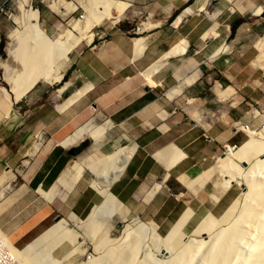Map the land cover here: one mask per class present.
<instances>
[{
    "label": "crops",
    "instance_id": "1",
    "mask_svg": "<svg viewBox=\"0 0 264 264\" xmlns=\"http://www.w3.org/2000/svg\"><path fill=\"white\" fill-rule=\"evenodd\" d=\"M211 14L215 16H208L203 29L198 28L199 18L186 14L177 24L173 15L168 23L156 22L135 33L133 18L126 16L117 24L99 27L91 42L72 53L56 87L37 83L20 99L10 89L0 90V177L7 176L9 182L0 197V229L10 242L22 248L57 220L77 183L70 192L60 190L51 202L40 188H51L73 160L92 175L89 186L74 190L78 195L69 204L71 211L85 218L103 200L92 185L95 175L89 166L120 148L100 150L111 136L123 132L128 135L126 145L134 142L136 148L110 191L129 212L152 219L163 233L187 209L193 213L185 228L193 226L204 209L218 210L228 202L227 191L218 200L212 198L215 174L201 184L190 180L207 170L226 146L243 142L247 134L236 123L250 125L253 109L259 113L257 108H264V76L254 72L247 73L255 78L247 83L249 93L219 96L223 88H232L237 77L233 66L249 68L251 58L244 52L254 47L255 36L264 35V0H221L219 11ZM212 26L214 30L206 33ZM181 38L188 42L184 53L164 57L165 65L152 75L155 83L147 84L141 71ZM196 70L200 73L190 84L173 98L166 96ZM82 87L84 94L67 104ZM247 108L251 110H242ZM91 111L101 112L103 121L89 117ZM15 112L18 120L3 124ZM88 122L105 126L101 143L86 136L78 143L63 144ZM34 142L39 144L36 149ZM19 147L23 153L18 159Z\"/></svg>",
    "mask_w": 264,
    "mask_h": 264
},
{
    "label": "bare ground",
    "instance_id": "2",
    "mask_svg": "<svg viewBox=\"0 0 264 264\" xmlns=\"http://www.w3.org/2000/svg\"><path fill=\"white\" fill-rule=\"evenodd\" d=\"M24 3L26 4V2ZM65 3V0H58V6L55 7L56 11H60V8L65 6ZM82 4L84 9L88 12V17L84 22L85 26L82 24V26H84L83 29L85 33L90 31L94 25H97L103 19L110 18L112 15V8L115 7L119 10L120 12L118 11V15H121V9L122 7H125L123 6V2H116L114 0H87L86 3L82 2ZM22 5H19V7L23 8ZM191 10L192 8L189 6L184 12ZM23 15L27 19L26 28L23 30V33L17 30V27L10 29L9 35L12 41L9 43V46H7L10 51L7 52L10 53V56L6 59H0V68L4 70L3 77L9 84H11L10 90L13 94H15L16 98L19 99L20 97H23L38 82V80L43 77L47 80L49 79L52 83L58 82L63 75V70L70 63V61H67L66 58H69L68 55L75 44V41L72 39L69 41L71 36L70 34L74 35V33L71 31H69V33L67 31L69 30L68 28H65L67 33L59 36H66L67 39L65 38V41H59V38L57 42L54 41L55 43L51 41L46 31L39 23V10L34 6H30L27 13ZM13 19L17 24L19 19H22V17L14 15ZM117 20L119 21V19H115L114 22ZM79 21L80 20H77L73 24L74 28L76 26L78 27L76 32L78 29L82 30V28H79ZM57 26H60V24ZM214 26L216 27V25ZM210 30L213 31L214 27L212 26ZM215 35H217V33ZM77 37L78 36H75V38ZM140 41L141 38L136 39L137 43H140ZM187 46V40L181 38L170 47L168 52H164L156 62L143 69L140 74L145 78L146 83L150 85L155 83L152 79V75L163 65L164 57L169 55L173 56L182 52L184 53ZM61 56H63L65 61H67L66 66L60 71L59 75L55 78L53 77L54 79H52V75L50 74L51 67L52 65L57 66V64L53 63L61 58ZM192 77L193 76L185 78L183 82L185 83L187 81H191ZM183 82H180L175 87H171L167 91V96L169 98H173L177 95V93H179L183 88ZM62 89H64V86L60 89V91H62ZM0 90L6 92L4 87ZM84 90L85 87L80 88L76 93H74V96L70 98L68 102L66 101L67 104L74 100V98L84 94ZM228 90V87L223 88L219 92V96L225 97ZM256 114L257 112L254 111V115ZM108 124L109 123H107V125ZM104 130L105 126H101L100 124L95 125L92 122H88L78 128L72 135L68 136L63 141V144L70 145L78 143L86 136L92 137L95 141L103 139L105 133ZM244 131L247 134V138L236 147L228 146L224 155L219 157L216 161L218 175L221 176V180L217 183L216 193L212 195L214 200H218L219 195L223 193L225 189H227V186L229 187L233 182H236L238 186L242 185L239 195L232 200L229 207L220 217L216 218L208 211L197 221L190 233L185 234L183 232V228L190 218L191 213H193L190 209H187L180 215L178 220L171 226L164 237L158 234L156 230L158 227L157 223L152 219H147V221H141V224H137L138 227L134 233L128 236L127 243L120 245V241V243H118L119 246L111 245L112 243L110 244L109 241L105 239L104 232L91 226V228L87 231L91 235L92 240L95 239L96 248L98 249L99 246L105 243V245L108 244L109 246H107L108 248L105 246L107 250L104 255H100L98 257L93 256L91 259L82 264H194L197 259H201L203 264H264V120H262L257 127H249ZM38 145V143L34 142V145L32 146L36 149ZM135 148L136 144L125 146L124 151L119 149L113 154L105 156L89 166L90 170L97 177L92 182V185L96 188L100 195H103V192L106 190L104 189L105 191H103V189L99 188V186H103V184L105 186V184L109 183L111 179H116V172L118 173V171H121L123 173V169L127 165L126 162L131 157L133 151H135ZM176 151L179 150L177 149ZM243 166H247V168L244 169ZM213 171V169L203 171L191 181L193 183L195 181L196 183L198 182L201 184L212 175ZM84 172L85 168H83V166L76 160H73L62 171L57 180L65 186V189L66 187L68 188L66 189L67 192H70L73 184L75 185ZM121 172L120 174H122ZM40 192L51 202L59 191H54V188L53 190L51 188L48 190L40 188ZM1 196L2 194L0 192V197ZM110 196L108 195L105 199L106 201H104V206L107 205V208L109 207V209L116 207V203L119 201L117 198L114 199V196ZM107 208H104V211H106V213L112 211L111 213L113 214L115 208L112 210H107ZM121 209L122 208L120 207L119 209L117 208L116 210L118 211L116 212L118 213ZM116 212H114V214ZM57 219L58 220L54 224H52L40 236L28 243L21 250L15 248L10 242L6 241L12 256H16L24 264H71L69 262L61 263V261L66 259L72 253H75V251H77L75 248L63 255V260L51 258L52 250L61 241L68 239L70 242H75L80 239L79 235L77 236V234L68 229V224L64 218L61 217L60 219ZM117 219L116 215V220ZM147 238L152 249L150 251V247L148 252L144 251L145 254L141 259H139L137 255H139L138 251L139 253L141 251V243Z\"/></svg>",
    "mask_w": 264,
    "mask_h": 264
},
{
    "label": "rangeland",
    "instance_id": "3",
    "mask_svg": "<svg viewBox=\"0 0 264 264\" xmlns=\"http://www.w3.org/2000/svg\"><path fill=\"white\" fill-rule=\"evenodd\" d=\"M86 1L87 0H65V2H66L65 6H62L60 8V11H56L55 7L58 6V4H57L58 0H0V59H6L8 56H10L9 55L10 54L9 53L10 52L9 47H7V46H9V43L12 41V39L10 38V35H9L10 29L17 27V30H19V31H21V33H23V30L26 28L27 19H26V17H24L23 14L27 13L30 6H34L35 8L37 7V9L39 10V23H40L41 27L44 28L49 39H51V41L57 42V40L59 38V41L62 40V42H63L67 39V37L66 36L59 37L61 34L64 35V33H67V31L68 32L71 31L72 33H74V35L70 34L71 36L69 38V41H70V39H72L73 41H75V44H74L73 49L70 51V53L68 55L69 58L68 59L66 58L67 61L68 60L70 61L71 55L75 50L79 49L83 45L92 41L94 34H95V31L99 27L106 25V24H117L126 16H131L133 18L131 21V25L133 26L131 31L134 33L140 32L141 30H144L142 28H147V27L152 28L153 26H156V22L168 23L169 18L172 17L173 15H176V17L174 19V23L177 24L183 18V16H185L186 14L187 15L188 14L189 15H195L197 18H199L202 23L198 26V28L203 29L206 26L205 22H208V16L214 17L215 14L212 15L211 12L212 11H219V3H221V0H205V1L204 0H114L116 2L119 1V2L124 3L123 6H125V7H122V9H121L122 14L125 10L126 11H125L124 15L122 16V18H121L122 14L118 15V13L120 11L114 7L111 9L112 15L110 18L103 19L100 23H98L97 25H94L90 31L85 33L83 28L85 26L84 22H85L86 18L88 17V12L84 9L82 2L86 3ZM229 1H232V0H229ZM24 2H26V4ZM22 4H24V5H22ZM19 5H22L23 8H20ZM189 6L192 8V10L188 11V12H184L185 9ZM69 8H70V11H69ZM124 8H125V10H124ZM14 15L18 16V17H22V19H19V22L17 24L14 22V19H13ZM115 19H119V21L117 20L116 22H114ZM77 20H80L79 21L80 22L79 28H82V30L78 29V31L76 32L78 27L76 26L75 27L76 29H75L73 24ZM59 24H60V26H57ZM82 24H84V26H82ZM65 28L66 29L68 28L69 30L66 31ZM210 28L208 29L207 32L212 31V30H210ZM60 31H61V33H60ZM80 33H82V34H80ZM75 36H78V37L75 38ZM91 37H92V39H91ZM139 38H141V37H137L136 39H139ZM256 43H257V45H256ZM253 46L254 47H250L246 52H244L245 58H247V57L251 58L249 68L240 67V66H233V71L235 72V74H237V77L233 78V82L231 83L232 88L228 87L229 90L227 93H230V92H233V93L236 92L237 93L238 92V94L241 97L244 94V92L247 93L248 90H250V87H247L248 81L255 79L254 77H248L247 76V73L249 71L254 72L255 76H259V75L264 76V35L255 36V38L253 40ZM169 50H167L166 52H168ZM7 51H9V52H7ZM60 59H62L63 61ZM64 61H65V58L63 56H61V58H59L58 60H56V62L53 63V64H57V66L52 65V67H54V68L51 67L50 74L52 76L50 74L49 75L52 77V79H54L57 75H59L60 71L63 70V68L66 66L67 61H65V62ZM11 63H13V62H11ZM58 67L61 69H59ZM254 70H256V71H254ZM3 73H4V70L2 68H0V87H4L6 89H11V84H9L6 81V79L3 77ZM199 73H200V70H196L194 73L187 76L186 78H188L190 76H193V77L191 78V81H187L185 83L182 81L183 87H184V85H186V83L190 84L193 81V79L196 77V75H198ZM211 82L212 81H210V83ZM37 83L38 84H44L48 88H50L51 86L56 87V84H59L57 82L52 83V81H49V79L47 80L44 77L42 79H39ZM177 85H175V86H177ZM207 85H209V84H207ZM175 86H173V87H175ZM223 87H225V86H222V88ZM167 91H166V96H167ZM14 108H13V110H16V108L15 109ZM236 108L237 107H235L234 110H236ZM218 109L220 110V108H218ZM257 109L259 110V114L257 113L256 115H254V111H256L255 109H253L251 114H249V123H250L251 128L257 127L262 122V120H264V111H262V110H264V108L259 107ZM242 110H251V109L247 108V109H242ZM17 116H18L17 112H15L14 114H11L10 118H7L3 121V124H14L18 120ZM254 116H257V117H254ZM89 117H95L94 120L98 123L102 122L103 120H101V119L104 118L103 114L101 112H97V111H95V112L91 111ZM236 126H237V123H236ZM237 127H239V126H237ZM3 133L5 134L6 131H4ZM108 136L110 137L109 134H108ZM127 138H128V135L126 132H123L122 134H119L118 136H114V137L111 136L109 138V141H106L105 143H103L100 146V150L104 153H108V152L112 151L116 145H122L116 151H118L119 149L120 150L122 149L121 151H124L125 145L128 144ZM87 140H88V143H90V145H91L92 140L90 138ZM102 141H103V139H98L95 142L101 143ZM131 144H136V143L132 142ZM239 144H237L236 146H238ZM228 146H232V145H228ZM236 146H233V147H236ZM19 149H20V154L17 155L18 159L20 158L21 154L23 153V151H22L23 149H21L20 147H19ZM225 152H226V150L223 149L221 154L217 155L214 158V161H212L211 166L207 170H205V171H208L210 169L214 170L212 175L215 174L214 180L217 183L221 180L220 179L221 176L218 175L216 161L219 157H222ZM109 155H111V154H109ZM127 162H126V164H127ZM243 168L245 169V168H247V166H243ZM124 169H125V167H124ZM120 172L119 171H118V173L116 172L115 178H118ZM112 176H114V175H112ZM90 178H92V175L90 174V172L85 171L84 177L81 178V180L79 179L80 181L78 180L76 182L77 184L75 183L76 185L74 187L75 189H73V193L69 194V195L67 194L68 198L65 200V205L63 204L64 209L61 210V213L58 217L59 219L61 217L64 218L68 224L67 225L68 229L70 231H72L73 233L77 234V236L78 235L80 236V239H78L75 242H70V241H68V239H65V240L61 241L52 250L51 258H54L57 260L62 259L63 255H65L68 251H71L74 248L77 250V251H75V253H72L71 255H69L66 259H64V260L62 259L63 261H61V263L69 262L71 264H82V263L88 261L89 259H91L93 256L98 257L100 255L102 256L105 254V251L108 248L107 246H109V245L108 244L105 245L106 244L105 243V244H102L101 246H99L98 249L96 248L95 239L92 240L91 235L87 231L91 228V226L102 231V232H104L105 239H107V241H109L110 244L112 243L111 245L119 246L118 243H120V241H121L120 245L127 243L128 236H130L132 233H134V231L138 227L137 224H139V223L141 224L143 221H147V218H144L141 216H136L133 213L129 212V210L126 209L127 207L122 202H119L120 200L118 201L119 203L116 200L117 206L114 207L115 208L114 212L118 211V210H116L117 208L118 209H119V207L122 208L121 210H119L118 213L117 212L115 213L117 215V218H118L117 220H116V215L114 214V212L112 214L111 213L112 211H110V212L107 211L108 213H106V211H104L105 210L104 208H107V205L104 206V204H105L104 201H106L105 199H106V197H108V195L110 196L112 194L110 191V186L115 179H111V181L109 183H106L105 186L103 184L102 189H103V191L106 190L105 192H103L104 196L102 195L103 200L100 203H97V204L92 206L91 211L87 215L88 217L87 216L85 218L79 217L75 212L71 211L69 208L70 207L69 204L72 205V203L76 200V197L78 195L77 193L80 189H82L84 186H89V179ZM96 178L97 177L95 175V179ZM190 183H193V182L190 180ZM194 183H196V182L194 181ZM73 186H74V184H73ZM73 186H72V188H73ZM8 187H9V182L7 180V176H4L3 178L0 177V192L2 195L8 189ZM241 187H242V185L238 186V184H236V182H233L229 187L227 186V189H225V191H227V196L230 197L228 202L224 205H220L218 207V210H210L209 212L216 218L220 217L226 211V209L229 207L232 200L239 195V193L241 192ZM53 188H54V191H56V192L60 191V190L66 191V189H68L67 187L65 189V186L59 180H56V182L52 185L51 189L53 190ZM72 188H71V190H72ZM74 190H76L77 193ZM107 191H109L110 193ZM42 195L44 196V194H42ZM84 196H86V195H84ZM111 196H114V195L112 194ZM116 198L117 197L114 196V199H116ZM121 203H122V205H121ZM102 206H103V209H102ZM98 208H99V210H98ZM114 208L109 209V207H108L107 210H112ZM100 209H101V212H100ZM102 210H103V212H102ZM207 212L208 211H205V210L201 211V213L199 214L200 216L195 220L193 226ZM102 213H104V214H102ZM178 218H177V220H178ZM135 220H136V222H135ZM177 220H175V222ZM175 222H173V224ZM171 226H170V228H171ZM193 226L186 227V228L184 227L183 232L185 234L190 233ZM156 230H157L158 234L162 237L166 236V234L168 232V230H167L166 232L162 233L159 230V228H156ZM85 232H87V233H85ZM82 236H83V238H82ZM6 241L10 242L9 239L7 238V236L5 235V233L0 229V264H24L16 256H12V253L10 252V248L8 249V243ZM10 243L15 248H17L19 250L23 249L26 246L25 245L24 247L19 248V247L15 246L12 242H10ZM149 244L150 243L148 241V238L141 243V247H140L141 251H140V253L138 251L139 255H137L139 259H141L142 256L145 254L144 251L145 252L149 251V248L151 247V244L150 245ZM151 249H152V247L150 248V251H151ZM194 264H203V261L201 259L200 260L197 259V261Z\"/></svg>",
    "mask_w": 264,
    "mask_h": 264
},
{
    "label": "built area",
    "instance_id": "4",
    "mask_svg": "<svg viewBox=\"0 0 264 264\" xmlns=\"http://www.w3.org/2000/svg\"><path fill=\"white\" fill-rule=\"evenodd\" d=\"M237 126H239L242 130H247L250 125L247 122H237ZM227 146L224 148L226 150Z\"/></svg>",
    "mask_w": 264,
    "mask_h": 264
},
{
    "label": "trees",
    "instance_id": "5",
    "mask_svg": "<svg viewBox=\"0 0 264 264\" xmlns=\"http://www.w3.org/2000/svg\"><path fill=\"white\" fill-rule=\"evenodd\" d=\"M232 30H234V26H233Z\"/></svg>",
    "mask_w": 264,
    "mask_h": 264
},
{
    "label": "water",
    "instance_id": "6",
    "mask_svg": "<svg viewBox=\"0 0 264 264\" xmlns=\"http://www.w3.org/2000/svg\"><path fill=\"white\" fill-rule=\"evenodd\" d=\"M37 8V7H36Z\"/></svg>",
    "mask_w": 264,
    "mask_h": 264
}]
</instances>
